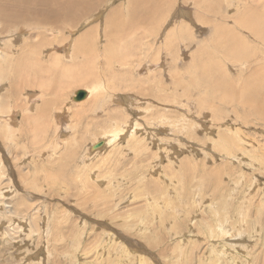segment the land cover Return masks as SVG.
Returning a JSON list of instances; mask_svg holds the SVG:
<instances>
[{
    "label": "rangeland",
    "instance_id": "obj_1",
    "mask_svg": "<svg viewBox=\"0 0 264 264\" xmlns=\"http://www.w3.org/2000/svg\"><path fill=\"white\" fill-rule=\"evenodd\" d=\"M130 1L0 0V264H264V0Z\"/></svg>",
    "mask_w": 264,
    "mask_h": 264
},
{
    "label": "bare ground",
    "instance_id": "obj_2",
    "mask_svg": "<svg viewBox=\"0 0 264 264\" xmlns=\"http://www.w3.org/2000/svg\"><path fill=\"white\" fill-rule=\"evenodd\" d=\"M72 1V0H71ZM64 6H65V4H64ZM162 8H163V5H162V2H161V0H131L130 1V3H129V5H128V12H135V11H144L145 13H147V14H150V15H147L146 14V16L144 17V19H142L140 16H135L134 17V21H137V20H139V21H137V22H140V23H146L151 17H153L154 15H155V13H159L161 10H162ZM65 11V10H64ZM65 13H66V11H65ZM65 16V15H64ZM53 16L51 15L50 16V18H52ZM66 17H68V16H66ZM65 17V18H66ZM132 20V21H133ZM116 23V24H115ZM124 23L125 22H123V21H118V22H116L115 20H113L112 22H111V24H115V30H119V29H122V27H123V25H124ZM138 24V23H137ZM35 26V25H34ZM37 26V25H36ZM51 28V27H50ZM167 28V27H166ZM169 28V27H168ZM54 29V28H53ZM52 29V30H53ZM125 30V29H124ZM123 30V31H124ZM111 31H112V29H110L109 31H107V34H106V38H108V36L109 35H111L112 33H111ZM122 31V32H123ZM116 32V31H115ZM105 35V34H104ZM113 35V34H112ZM120 35V34H119ZM171 36V35H170ZM120 38H121V36L119 37V38H116V37H111V38H109V42H111V40H112V44H116V45H118L119 46V44L118 43H120L119 41H120ZM82 41V40H81ZM84 41H85V39H84ZM77 44L78 45H76V49L77 48H79L80 46L82 47V45L80 44V42L78 43L77 42ZM106 46H108V47H111V44L110 45H107V44H105ZM90 46V45H89ZM102 46H104V45H102ZM81 47L79 48V50L81 49ZM87 48H88V46H86ZM115 48L116 47H114V46H112V48L110 49V53H112V54H114V53H116V50H115ZM80 52H82V49H81V51ZM79 54V53H78ZM89 55L90 54H92V53H88ZM105 61L106 62H104V63H108L107 62V59H105ZM91 62V61H90ZM88 64V63H87ZM55 74H56V72H55ZM99 85V84H98ZM95 86V85H94ZM97 86V85H96ZM97 88V87H96ZM82 90H85V89H82ZM86 92H87V97H88V95H91V93L93 92V91H90V89H89V92L87 91V90H85ZM33 94V93H32ZM36 95V94H35ZM120 95H122L123 96V94H120ZM86 97V98H87ZM119 97V96H118ZM132 97V96H131ZM131 97H130V99H131ZM85 98V99H86ZM129 99V100H130ZM75 100V99H74ZM83 100V99H82ZM81 100V101H82ZM117 100H119V99H117ZM131 102H132V99H131ZM141 103H143L142 101H139V100H137V99H134V101L131 103L132 105L134 104V106H139ZM1 107H0V113H6L7 114V111L8 110H11L10 108H8L7 106H3L2 104L0 105ZM167 107V106H166ZM16 114V113H15ZM4 115V114H3ZM171 117V116H170ZM11 119H13V118H11ZM8 120V119H7ZM132 120V119H131ZM163 120V119H162ZM166 120H167V118H166ZM13 121V120H12ZM127 121V120H126ZM164 121V120H163ZM151 122V121H150ZM136 124H139L138 122H135ZM12 124V123H11ZM124 124V123H123ZM163 124L161 123V126H162ZM166 125H167V123H166ZM138 126V125H137ZM6 127V126H5ZM128 126L127 125H124V129L125 128H127ZM139 127V126H138ZM164 127V126H163ZM163 127H161V128H163ZM172 127V126H171ZM166 128V127H165ZM172 129H174V128H172ZM177 130V129H176ZM120 131H116V132H114V133H109V134H106L104 137H103V139H102V142L100 141L101 139H99V141L100 142H98V143H93L92 145H91V148H95V149H91L92 150V152L93 151H97V152H99L100 150H102V149H106L107 148V146H109L110 144H112L114 141H116L118 138H119V135H120ZM163 138V137H162ZM167 143V142H166ZM113 144H115V143H113ZM112 144V145H113ZM173 145V144H172ZM102 147V148H101ZM99 148V149H98ZM109 148V147H108ZM173 149V148H172ZM172 151V150H171ZM174 151V150H173ZM90 153H91V151H90ZM94 153V152H93ZM173 189V188H172ZM251 189V186L249 187V190ZM179 198V197H178ZM195 200V199H194ZM196 201V200H195ZM198 205V204H197ZM212 207V206H211ZM215 212H217L216 214H214L215 216V220H216V225H213V224H210V223H206V225H205V228H210V230H211V232H213L214 233V231H215V229H214V226H216V227H218L219 228V230H218V235H219V237H217V239H221V236L223 237V238H226L227 236H232L231 235V228L230 227H225V226H223L220 222H221V219H223V218H221L220 216H219V212L217 211V210H215ZM213 217V216H212ZM225 217H226V219H228L229 218V216H228V211H227V209H226V212H225ZM202 222V221H201ZM223 222V221H222ZM171 230V229H170ZM178 231V230H177ZM184 233V232H183ZM200 235V234H199ZM216 235V234H215ZM184 236V235H183ZM185 237V236H184ZM185 239V238H184ZM188 239V238H187ZM183 240V239H182ZM181 240V241H182ZM185 241H186V239H185ZM181 243H183V241L181 242ZM122 246V245H121ZM123 251H124V249H123ZM213 252H214V250H213ZM183 254V253H182ZM211 254H213V253H211ZM212 256V255H211ZM122 260V259H121ZM263 260V259H262ZM250 261V260H249ZM203 262V261H202ZM237 262V261H236ZM259 262H261V261H259ZM239 262H237V264H238ZM139 264H142V263H139ZM145 264V263H144ZM216 264V263H215Z\"/></svg>",
    "mask_w": 264,
    "mask_h": 264
},
{
    "label": "water",
    "instance_id": "obj_3",
    "mask_svg": "<svg viewBox=\"0 0 264 264\" xmlns=\"http://www.w3.org/2000/svg\"><path fill=\"white\" fill-rule=\"evenodd\" d=\"M87 92L85 90H78L76 95L74 96L75 101L84 100L87 96Z\"/></svg>",
    "mask_w": 264,
    "mask_h": 264
}]
</instances>
